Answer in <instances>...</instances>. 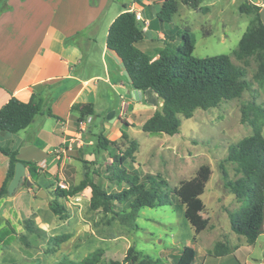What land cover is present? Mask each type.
Returning a JSON list of instances; mask_svg holds the SVG:
<instances>
[{"label":"rangeland","instance_id":"374dc122","mask_svg":"<svg viewBox=\"0 0 264 264\" xmlns=\"http://www.w3.org/2000/svg\"><path fill=\"white\" fill-rule=\"evenodd\" d=\"M242 1L200 0V6L207 7L203 12L178 0V10L172 21L163 24L191 32L194 39L193 56L224 53L234 63L241 64L233 57L232 51L254 17V12L239 10ZM247 1L258 6L264 3V0ZM165 42L171 45L181 43L177 37L175 41H170L169 37L165 40L153 38L146 43L145 52L154 54ZM256 66L255 59L250 58L246 75L250 88L243 91L240 97L223 100L206 110L196 109L188 118L181 116L179 131L173 135L151 134L141 130L138 125L127 127L121 123L119 127L127 134V138H123L120 133L114 134L107 129L112 124L107 122L111 110L98 111L91 116V122H88L90 132L86 127L81 139L84 142L92 140V144L77 147L73 142L71 148L64 147V152L52 151V155L61 154L55 160L45 155L40 164L43 171L38 188H43L46 196L36 195V191L23 182L11 195L6 193L0 197V230L7 231V235L0 238V264H78L85 257H93L95 264H112L111 261L128 264L122 262V258L129 246L153 259H160L158 264H174L185 245L196 250L192 264H200L204 255L207 259L205 264H264V233L249 244L244 236L230 227L228 212L240 211L246 202L238 201L224 187L219 169L221 163L229 179L238 176L235 163L224 158L230 147L251 133V127L240 122L241 105L254 101L264 106V79L253 78ZM119 110L125 114L127 107ZM145 116L142 114L138 119ZM102 121L105 123L101 131L95 129L94 126ZM99 134L115 141V145H109L107 149L98 147ZM262 135L264 137V125ZM133 140L135 145L131 142ZM114 155L125 157L123 165L126 168L140 173H160L169 187H175L194 176L200 165H208L211 174L203 193L187 204L208 219L207 227L196 233L184 217V206L178 207L175 202L142 207L135 219L137 226H123L111 213L90 207L89 187L76 196L59 199L66 209L62 217L49 209L48 203L53 198L50 191L57 187V182L63 180L71 188L79 183L85 171L92 181L107 191L125 187V184L106 179L109 175L106 166ZM121 208L120 205L115 206V209ZM27 219L34 223L35 232L26 229ZM61 237H65V240L58 243L57 238ZM219 241L232 246L233 250L224 255L208 256V253L214 252L213 247Z\"/></svg>","mask_w":264,"mask_h":264},{"label":"trees","instance_id":"16d2710c","mask_svg":"<svg viewBox=\"0 0 264 264\" xmlns=\"http://www.w3.org/2000/svg\"><path fill=\"white\" fill-rule=\"evenodd\" d=\"M2 1L0 0V3ZM181 1L192 8H200L203 12L207 9L205 6H200V0ZM177 6L178 0H163L156 14L157 20L160 23H170ZM260 9L261 6L249 3L247 0L239 5L241 12H254L251 25L232 51L233 57L241 64L234 63L230 56L224 53L206 57L193 56L192 34L189 30L178 26L168 27L163 31V40L169 37L170 41H175L177 37L181 41L180 44L171 45L165 42L154 54H148L138 47L145 32L141 29L140 22L136 20L134 11L124 10L112 20L106 35L107 48L113 50L123 62L133 88L141 91L152 89L161 100V105L140 125L141 130L151 134L173 135L179 131L181 116L188 118L196 109L206 110L217 106L223 100L240 97L243 91L250 88V81L246 78L250 58H254L257 65L253 78L264 79V25L259 17ZM78 110V123L94 114L92 103H80ZM42 112L60 119L49 107L42 111L39 102L34 101L33 98L23 102L12 96L0 107V132L16 133L26 128L35 115ZM122 122L128 125L127 121L122 120ZM240 122L247 123L251 127V133L230 147L224 158L225 161L235 163L238 176L229 179L226 168L221 163L219 169L224 187L238 201L246 202L240 211L228 212L230 227L235 233L244 236L247 243L253 244L257 237L264 233V137L262 135L264 106L254 101L243 103L240 108ZM121 136L127 138L126 132L121 130ZM131 142L135 145L134 140ZM109 145H115V141L103 134L97 136L98 147L107 149ZM0 151L8 156V167L0 185V197L7 193L6 187L13 176L16 162L25 165L30 178L36 183L41 168L37 163L16 158V149L0 147ZM131 159L134 160L133 157ZM125 160V157L114 155L106 166L109 172L106 179L125 184V187L116 191H107L92 181L85 171L78 184L67 189L57 186L50 191L53 198L48 203L49 209L55 215L62 217L66 209L59 199L75 196L89 187L90 207L111 213L123 226L136 227L135 219L142 207L171 205L175 202L178 207L184 206V217L196 233L207 227L208 219L187 204L203 193L211 174L208 165H200L194 176L181 181L175 187H169L167 180L160 173H140L133 168H126L123 165ZM116 205L122 208L115 209ZM25 222L28 231L37 230L31 219ZM6 235L7 231L0 230V238ZM63 240L65 237L57 238L58 243ZM213 248L214 252L208 253V256L224 255L233 250L232 246L221 241ZM195 258V248L185 245L174 264H192ZM95 261L93 257H85L78 264H95ZM122 262L158 264L161 260L153 259L129 246ZM111 263L119 262L111 261Z\"/></svg>","mask_w":264,"mask_h":264},{"label":"crops","instance_id":"0c3cea01","mask_svg":"<svg viewBox=\"0 0 264 264\" xmlns=\"http://www.w3.org/2000/svg\"><path fill=\"white\" fill-rule=\"evenodd\" d=\"M162 2L3 0L0 3V107L12 96L23 102L33 98L42 111L49 107L60 119L39 113L16 133L0 132V147L16 149V158L33 161L41 167L45 155L53 160L61 157L60 153L52 155V151L64 152V147L71 148L73 142L77 147L92 144V140L81 139L80 103L93 104L92 116L102 110L114 111L113 121L107 119L108 124L112 123L107 129L114 134H121L122 120L127 121L128 125L123 123L127 127L140 126L161 105V100L152 89L141 91L131 86L123 62L106 46V35L120 12H139L148 21L138 44L145 51L148 40L163 39V31L168 28L156 18ZM121 107H127L125 114L119 110ZM142 114L146 116L139 120ZM104 123L94 128L101 131ZM87 127L90 132V123ZM7 167L8 156L0 151V185ZM25 170L30 178L26 167ZM39 171L37 187L41 184L43 168ZM203 258L200 264H205V255Z\"/></svg>","mask_w":264,"mask_h":264},{"label":"water","instance_id":"95a60500","mask_svg":"<svg viewBox=\"0 0 264 264\" xmlns=\"http://www.w3.org/2000/svg\"><path fill=\"white\" fill-rule=\"evenodd\" d=\"M259 17L264 25V3L261 5V9L259 11ZM114 111H110L107 115V119L113 121ZM24 182V184L28 187H31L34 191H36V195L38 196H46V191L43 188H38L33 181L26 177L25 165L22 162H16L14 166L13 176L7 184V194L11 195L15 192Z\"/></svg>","mask_w":264,"mask_h":264},{"label":"built area","instance_id":"2783aa9c","mask_svg":"<svg viewBox=\"0 0 264 264\" xmlns=\"http://www.w3.org/2000/svg\"><path fill=\"white\" fill-rule=\"evenodd\" d=\"M135 18H136L137 21L140 22L141 29L145 30L147 28L148 21L143 19L139 12H135ZM90 117L91 116H88L84 120L79 121V123H78L79 132H83V131L86 130L87 124H88V122H90V119H91ZM57 186H59L60 188H63V189H67L68 188L67 184L64 181L57 182Z\"/></svg>","mask_w":264,"mask_h":264}]
</instances>
